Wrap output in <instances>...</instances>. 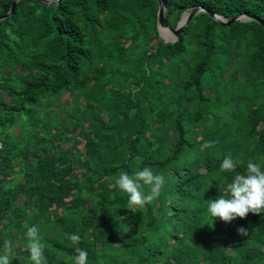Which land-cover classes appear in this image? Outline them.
<instances>
[{"label":"trees","instance_id":"obj_1","mask_svg":"<svg viewBox=\"0 0 264 264\" xmlns=\"http://www.w3.org/2000/svg\"><path fill=\"white\" fill-rule=\"evenodd\" d=\"M13 1L0 0V252L12 242L11 264H32L33 225L47 264H73L76 247L87 264H264V214L207 224L234 176L220 170L225 155L237 171L264 168L263 25L201 10L164 41L159 0H17L5 16ZM196 5L264 20V0H165L167 23ZM145 166L166 182L133 213L115 180Z\"/></svg>","mask_w":264,"mask_h":264},{"label":"clouds","instance_id":"obj_2","mask_svg":"<svg viewBox=\"0 0 264 264\" xmlns=\"http://www.w3.org/2000/svg\"><path fill=\"white\" fill-rule=\"evenodd\" d=\"M214 142H205L201 145V151L212 147ZM242 164L232 153L224 156L220 170L223 173H233L230 182L226 183L223 194L216 199H210L207 203V213L212 223H207L213 227V222L217 219L230 223L236 218L245 219L249 213L264 214V168L261 164L251 160L247 162L244 172L237 171ZM165 177L162 174L154 173L151 167L145 166L142 170L129 174L121 171L115 180L118 189L128 196L126 208L133 213L137 209H143L146 205L152 204L161 195L165 184ZM205 224V223H204ZM238 234L247 236V228L240 226ZM27 237V249L30 253L32 264H47L45 257V244L39 234V228L35 225L27 227L25 233ZM68 239L73 244L80 241L79 235L69 234ZM13 245L7 241L4 249L0 252V264H11ZM76 255L72 258L73 264H87L88 252L79 247L75 248Z\"/></svg>","mask_w":264,"mask_h":264},{"label":"water","instance_id":"obj_3","mask_svg":"<svg viewBox=\"0 0 264 264\" xmlns=\"http://www.w3.org/2000/svg\"><path fill=\"white\" fill-rule=\"evenodd\" d=\"M44 1H46L47 3H50L53 0H44ZM56 1H59V0H56ZM16 2H17V0L13 1L11 9L5 14V16L12 13V11L16 5ZM201 10L208 11L212 17L218 19L223 24H230L232 22H235L236 20L255 18L264 27V20L257 15H250L248 12H243V13L236 14V15L232 16L231 18H226L222 14H219V13L213 12L209 9H206L204 6H201V5H196L193 8H191L187 11H184L182 13L180 20L178 21L177 26L172 27L167 23L166 18H165V0H159L158 28H159V32H160V38H162L164 41H174L178 37L179 33L187 25L189 20ZM162 29H165V31H166L165 35L162 34Z\"/></svg>","mask_w":264,"mask_h":264},{"label":"rangeland","instance_id":"obj_4","mask_svg":"<svg viewBox=\"0 0 264 264\" xmlns=\"http://www.w3.org/2000/svg\"><path fill=\"white\" fill-rule=\"evenodd\" d=\"M67 97H69L68 94H65V95L62 96V98H67ZM18 128H19V127L15 128V129H14V132L17 131ZM64 145H65V144H64ZM65 146H67V145H65Z\"/></svg>","mask_w":264,"mask_h":264},{"label":"bare ground","instance_id":"obj_5","mask_svg":"<svg viewBox=\"0 0 264 264\" xmlns=\"http://www.w3.org/2000/svg\"><path fill=\"white\" fill-rule=\"evenodd\" d=\"M166 31L165 29H162V34L165 35Z\"/></svg>","mask_w":264,"mask_h":264},{"label":"built area","instance_id":"obj_6","mask_svg":"<svg viewBox=\"0 0 264 264\" xmlns=\"http://www.w3.org/2000/svg\"><path fill=\"white\" fill-rule=\"evenodd\" d=\"M2 146L1 142H0V147Z\"/></svg>","mask_w":264,"mask_h":264}]
</instances>
